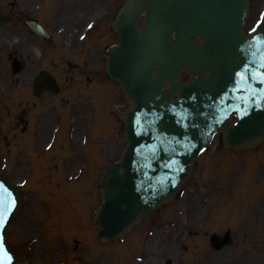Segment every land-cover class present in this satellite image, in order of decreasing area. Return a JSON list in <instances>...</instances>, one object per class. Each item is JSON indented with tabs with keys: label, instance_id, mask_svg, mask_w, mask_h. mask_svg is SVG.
I'll use <instances>...</instances> for the list:
<instances>
[{
	"label": "rangeland",
	"instance_id": "1",
	"mask_svg": "<svg viewBox=\"0 0 264 264\" xmlns=\"http://www.w3.org/2000/svg\"><path fill=\"white\" fill-rule=\"evenodd\" d=\"M23 1L0 0L5 13L15 15L0 26V175L22 200L9 229L17 264H92L101 255H108L103 264H264V145L233 153L220 137L200 157L183 192L145 218L126 241L97 240L94 221L103 194L96 182L121 156L126 139L120 131L131 107L115 80L96 85L106 77L100 66H106L107 50L116 44L111 22L122 0ZM263 4L251 0L247 29ZM25 18L44 19L52 37L35 34ZM90 19L97 29L81 39ZM89 57L96 61L88 62ZM14 58L23 63L17 74ZM41 69L55 73L61 94H33ZM86 75L94 82L81 79ZM75 129L82 134L77 132L78 142L72 140ZM228 228L233 243L213 249L212 232ZM30 253L40 254L41 263H27Z\"/></svg>",
	"mask_w": 264,
	"mask_h": 264
},
{
	"label": "water",
	"instance_id": "2",
	"mask_svg": "<svg viewBox=\"0 0 264 264\" xmlns=\"http://www.w3.org/2000/svg\"><path fill=\"white\" fill-rule=\"evenodd\" d=\"M145 10L147 23L139 29L137 21ZM248 12L249 0H127L119 10L113 28L120 45L109 52V75L121 80L136 105L127 113L129 143L122 160L109 166L100 182L105 194L97 217L100 237L114 240L124 235L170 201L220 125L225 126L228 147H257L264 141V100L256 102L249 88L253 83L254 92H264V18L252 35L245 36ZM5 20L0 9V22ZM197 35L206 41L204 48L198 47ZM206 56L220 65L209 77L203 75L206 63L200 60ZM158 64L161 70H152ZM183 67L192 72L186 84L179 79ZM242 80L247 88L238 87ZM44 86L56 89L57 83L47 74L39 78L36 93ZM234 111L243 119L231 125ZM1 189L16 196L8 182ZM16 198L11 218L0 220L10 251L6 229L19 207ZM229 236V231L224 238L214 234L212 242L221 248ZM4 260L9 262V256L0 259L1 264Z\"/></svg>",
	"mask_w": 264,
	"mask_h": 264
},
{
	"label": "bare ground",
	"instance_id": "3",
	"mask_svg": "<svg viewBox=\"0 0 264 264\" xmlns=\"http://www.w3.org/2000/svg\"><path fill=\"white\" fill-rule=\"evenodd\" d=\"M66 2H69L71 0H65ZM32 2V0H24L23 1V4H30ZM155 237L150 241V244L152 243L153 244V241ZM27 262L30 263V262H34V263H41V258L39 256H37L35 253H30L27 257Z\"/></svg>",
	"mask_w": 264,
	"mask_h": 264
},
{
	"label": "flooded vegetation",
	"instance_id": "4",
	"mask_svg": "<svg viewBox=\"0 0 264 264\" xmlns=\"http://www.w3.org/2000/svg\"><path fill=\"white\" fill-rule=\"evenodd\" d=\"M101 56H103V54H102V53H101ZM102 59H103V58H101V62H102ZM86 71H87V70H86ZM87 73H88V72H87ZM87 76H88V75H87Z\"/></svg>",
	"mask_w": 264,
	"mask_h": 264
}]
</instances>
